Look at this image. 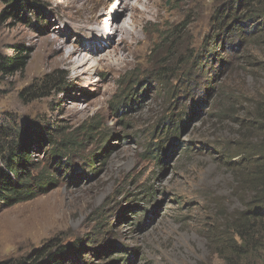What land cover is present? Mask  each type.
Listing matches in <instances>:
<instances>
[{"label": "rangeland", "instance_id": "rangeland-1", "mask_svg": "<svg viewBox=\"0 0 264 264\" xmlns=\"http://www.w3.org/2000/svg\"><path fill=\"white\" fill-rule=\"evenodd\" d=\"M117 1L38 0L13 14L14 3L0 0V65L18 48L27 63L9 74L0 67V126L30 147V175L43 172L52 183L30 201L0 205V262L31 261L42 251L47 260L77 245L65 264H264L262 233L250 247L231 237L245 210L243 173L232 166L239 157H223L246 137L264 142V40L249 37L253 24L239 0H119L114 14ZM128 3L136 9L124 10ZM112 19L132 31L128 65L95 61L98 46L109 47ZM75 46L87 62L77 70L59 62ZM162 60L173 72L168 85L154 77ZM124 97L128 108L116 112ZM54 127L63 129L58 143H74L72 176L57 171L52 147L35 142ZM39 216V228L24 230Z\"/></svg>", "mask_w": 264, "mask_h": 264}, {"label": "trees", "instance_id": "trees-1", "mask_svg": "<svg viewBox=\"0 0 264 264\" xmlns=\"http://www.w3.org/2000/svg\"><path fill=\"white\" fill-rule=\"evenodd\" d=\"M11 1L14 3L13 14L14 12H16L15 14H22L31 10V8L40 5L37 3L38 0ZM236 2L238 1L234 0L233 4L235 5ZM236 6L239 9H242L241 11H245L246 16L250 15L247 17L249 19H247V21L251 22L253 26L248 31L249 37H260L261 40H264V0H247L245 2L239 0L238 4L236 3ZM7 15L9 14H5V16ZM178 31L179 29L175 28L170 32L169 42L173 41L172 37L174 38V36L178 34ZM164 41L166 40L164 39L163 42ZM158 45L159 44L154 46L155 48L149 53V57L154 55ZM18 49L19 53L15 55V58L6 59V62L1 63L0 67L2 68V71L9 74L26 68V58L22 55L24 48ZM165 63V60H162L158 65L159 67H162L159 71L155 72L154 77L163 81V85H168L170 76L173 72L171 73V71L163 69L166 66ZM181 64L183 66L184 61ZM52 82L56 88L61 89L64 87V83L61 82V77L55 78ZM135 86L137 85L135 84L134 87ZM123 104H127L126 108H128V104H130L126 97L118 100L116 106L117 111L115 109L114 111L119 112V108H121ZM173 117L174 114L170 116V118ZM252 124L253 122L244 121L241 123V126L247 128V126H252ZM260 125L262 126V124ZM176 126L177 123H175L172 129H175ZM260 128L262 129V127ZM62 131L63 129L61 127L42 129L34 139L39 145L45 144V147H52L51 150H49V155L54 162H58L59 167L57 168V171H65L66 176H72L74 166L73 163L68 160L67 156L70 154L69 151H71L68 144L74 145V143L64 139L58 143L56 134ZM173 132L176 131L174 130ZM12 134L13 132L9 126H0V205L5 204L9 207L18 205L19 202L30 201L36 198L38 194L46 192L48 190L47 186L52 184L48 181L49 179L44 176L43 172L38 174L37 178L30 175L29 169L35 167L34 162H30V147L26 145L24 146L21 142L17 144L13 142V140H11ZM244 139L242 142H238L236 149H225L223 157L228 159L231 158L229 163H232L233 159L236 157H240L241 159L240 162L232 164V166L236 171L240 170L243 173L238 188L243 187V194L241 197L243 199L245 210L241 212L236 220L232 221L231 237H233V240L234 238L235 240L240 238L246 245H248V247H250L255 244V241L257 240L256 236L261 235V233V236H264V229H259L262 227V223H264V142H262L261 145H258L257 142L252 143L248 141L247 137ZM63 159H65L66 162H63ZM87 167H92L90 162H88ZM244 193H246V195L248 194V197H246ZM261 246L262 245L259 244L255 253H258ZM77 247V245H72L70 248H65L64 250L61 249L60 251L58 250L55 255H50L47 260H42V258L48 253V251H42L31 261H4L0 262V264H65L63 259L67 255L68 250L74 249L73 251H77ZM228 247L234 248L236 251L238 250L236 246L230 243L228 244ZM242 254L243 252H238L237 255L240 257Z\"/></svg>", "mask_w": 264, "mask_h": 264}, {"label": "bare ground", "instance_id": "bare-ground-1", "mask_svg": "<svg viewBox=\"0 0 264 264\" xmlns=\"http://www.w3.org/2000/svg\"><path fill=\"white\" fill-rule=\"evenodd\" d=\"M119 1V0H118ZM115 5V10H113L112 13L117 14L119 12H121V6L122 3H120V1ZM136 3L139 2L140 0H134ZM134 2V3H135ZM132 3H128L126 5V9L127 10L128 7H130L131 10L136 9V5ZM118 8L119 11H118ZM101 14L99 16H97L94 19V22L97 23L99 26H101V20H100ZM110 21V27L108 32H110V36H105V40L107 42H109V47H111V49H107L109 48L108 46H106L107 43H102V46H98L96 53L99 51V53L95 54L96 59L95 61L103 63V62H107L111 65H115V64H124V65H128L130 63L129 59V55L126 54V50L130 49V44L132 43V31L131 29L127 26V21L124 20V22H118L114 19V22L111 23L112 20ZM118 22V23H117ZM89 24H92L91 22H89ZM89 24H85L82 29L89 31L86 34H89L88 36H90L92 39L94 37L93 40L97 41L98 37L95 38L96 33L92 32V29H94V27H91V25ZM81 27V26H80ZM91 30V31H90ZM100 30V28H99ZM119 36V40L117 41L116 39H114L113 42V37L114 36ZM100 38V36H99ZM118 42L115 44V42ZM98 42V41H97ZM121 44H123L124 46H121ZM67 46L62 45V48L65 50ZM82 49L79 46H75L73 50L69 51L68 53L62 52L61 56H60V63L61 64H75V68L77 70L78 66L82 63V64H87L86 61V56H84L80 51ZM89 51V50H88ZM95 53V52H94ZM93 53V54H94ZM76 57V58H75ZM71 58H75L74 61H71ZM88 60V58H87ZM90 60V59H89ZM90 62V61H89ZM82 66V65H80ZM79 66V67H80ZM25 222V223H24ZM24 222H9V223H3V224H19V223H24V230H32L33 228H39V226L43 223L41 216H39L37 219H26Z\"/></svg>", "mask_w": 264, "mask_h": 264}, {"label": "clouds", "instance_id": "clouds-1", "mask_svg": "<svg viewBox=\"0 0 264 264\" xmlns=\"http://www.w3.org/2000/svg\"><path fill=\"white\" fill-rule=\"evenodd\" d=\"M240 158V157H239Z\"/></svg>", "mask_w": 264, "mask_h": 264}]
</instances>
